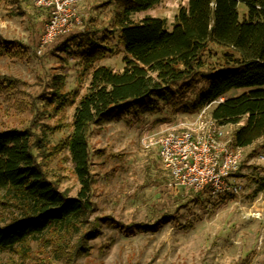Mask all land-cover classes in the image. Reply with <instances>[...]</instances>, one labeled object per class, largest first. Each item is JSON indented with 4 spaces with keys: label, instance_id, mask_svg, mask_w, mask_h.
Instances as JSON below:
<instances>
[{
    "label": "rangeland",
    "instance_id": "374dc122",
    "mask_svg": "<svg viewBox=\"0 0 264 264\" xmlns=\"http://www.w3.org/2000/svg\"><path fill=\"white\" fill-rule=\"evenodd\" d=\"M107 1L81 0L80 21L74 24L71 34L84 33L87 26L99 30L96 38L106 40L115 52L95 65L118 71L124 67V52L117 44L116 0L110 4ZM188 2L163 0L153 9L133 15V19L165 18L171 29L179 7ZM240 10L246 11L245 5L241 4ZM46 17L32 0H0V40L12 43L11 53L0 55V130L29 127L42 137L49 155L40 158L44 168L61 191L74 197L80 183L69 151L59 146L71 134L76 104L54 111L44 103V96L55 90L53 80L61 78L63 93H68L71 100L77 94V102L86 92L91 71L84 74L78 58L62 52L64 37L42 54L37 53ZM215 53L210 54L211 62L222 52L217 49ZM245 91L235 89L227 97ZM193 94L191 90L182 100H160L159 110L132 112L91 129L89 150L96 203L91 220L107 216L114 221L102 225L101 233L87 241V251L77 257L75 264H264V190L255 194L257 185L250 179L256 174L264 177L262 141L242 150L241 165L235 174L242 192L221 199L184 188L170 189L169 174L160 162L158 148L146 149L141 143L145 134L195 120L199 112L185 107ZM234 128L226 126L228 138H232ZM12 214V208L2 204L0 197V224ZM165 215L169 218L157 224ZM140 223L157 225L153 231H146ZM45 244L43 240L33 241L23 253L0 251V264L71 263L67 253Z\"/></svg>",
    "mask_w": 264,
    "mask_h": 264
},
{
    "label": "trees",
    "instance_id": "16d2710c",
    "mask_svg": "<svg viewBox=\"0 0 264 264\" xmlns=\"http://www.w3.org/2000/svg\"><path fill=\"white\" fill-rule=\"evenodd\" d=\"M162 1L116 0L122 70L95 65L115 52L106 40L96 38V28L87 26L84 33L61 42L62 52L76 56L84 74L91 71L86 92L77 102V94L71 100L63 93L61 78L53 80L55 90L44 96V103L54 111L76 104L71 134L59 146L69 151L80 183L76 196L61 191L49 177L40 160L49 157L45 140L32 128L0 130V197L13 211L0 224L1 252H27L31 242L43 240L45 246L67 253L72 257L69 264H75L87 251V241L101 233L102 225L114 221L107 216L91 220L96 211L91 129L132 112L159 110L160 100H182L194 90L186 108L198 113L216 103L210 114L219 124L235 127L231 136L236 147L245 149L262 141L264 149V0H189L179 7L171 29L165 18L133 19ZM241 4L246 11L240 10ZM39 10L48 17L46 10ZM11 45L1 39L0 55L11 53ZM212 46L222 52L215 62L209 60L217 50ZM235 89L246 91L227 97ZM250 179L257 185L255 194L264 190V177L256 174ZM168 218L161 216L156 223ZM157 224L139 227L153 231Z\"/></svg>",
    "mask_w": 264,
    "mask_h": 264
},
{
    "label": "built area",
    "instance_id": "2783aa9c",
    "mask_svg": "<svg viewBox=\"0 0 264 264\" xmlns=\"http://www.w3.org/2000/svg\"><path fill=\"white\" fill-rule=\"evenodd\" d=\"M81 0H32L36 8L48 13L37 53L73 31L79 22ZM222 101V99H221ZM207 105L195 120L167 125L156 134H145L144 148H158L162 166L169 174L170 189L184 188L193 193H207L213 199L237 196L242 192L235 176L242 161V148L228 138L226 126L219 124ZM264 161V155L260 156Z\"/></svg>",
    "mask_w": 264,
    "mask_h": 264
}]
</instances>
